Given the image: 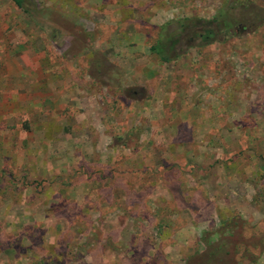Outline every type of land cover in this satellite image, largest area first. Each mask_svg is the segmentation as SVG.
<instances>
[{"label": "rangeland", "instance_id": "rangeland-1", "mask_svg": "<svg viewBox=\"0 0 264 264\" xmlns=\"http://www.w3.org/2000/svg\"><path fill=\"white\" fill-rule=\"evenodd\" d=\"M221 2L0 0V264H264V23L147 49Z\"/></svg>", "mask_w": 264, "mask_h": 264}, {"label": "trees", "instance_id": "trees-1", "mask_svg": "<svg viewBox=\"0 0 264 264\" xmlns=\"http://www.w3.org/2000/svg\"><path fill=\"white\" fill-rule=\"evenodd\" d=\"M11 1L28 15H33L36 11L32 0ZM263 23L264 7L256 5L253 0H233L232 2L222 0L215 13L209 18L184 16L165 21L159 26L156 39L148 45L147 49L159 61L167 62L191 46L221 41L227 36L236 37L254 32ZM198 239L205 242L207 237L203 233ZM209 249L204 254L207 258L196 263L227 264L220 255H216L214 250ZM195 253L196 250L188 254L184 258V264H189L195 257Z\"/></svg>", "mask_w": 264, "mask_h": 264}]
</instances>
